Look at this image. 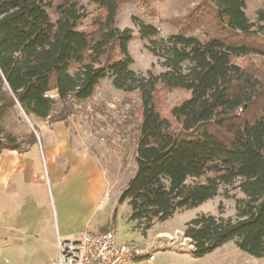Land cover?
I'll return each instance as SVG.
<instances>
[{"label":"trees","instance_id":"1","mask_svg":"<svg viewBox=\"0 0 264 264\" xmlns=\"http://www.w3.org/2000/svg\"><path fill=\"white\" fill-rule=\"evenodd\" d=\"M152 1L0 0V112L19 107L32 124L20 138L0 130V153L27 152L38 143L35 121L65 122L107 78L140 103L135 172L118 198L129 206L128 220L148 230L232 187L244 195L234 200L233 218L222 217L219 204L218 216L185 223L189 253L198 259L233 242L263 258L264 11L252 23L244 0H200L163 19L173 32L160 43L152 40L157 27L138 21L139 36L154 46L147 49L163 68L141 74L130 69L133 33L118 28V14L135 4L162 21ZM89 5L95 11L81 28ZM174 91L188 97L167 118L162 107Z\"/></svg>","mask_w":264,"mask_h":264},{"label":"rangeland","instance_id":"2","mask_svg":"<svg viewBox=\"0 0 264 264\" xmlns=\"http://www.w3.org/2000/svg\"><path fill=\"white\" fill-rule=\"evenodd\" d=\"M199 1H152L151 5L159 12L162 21H159V18L146 17L142 14L141 8L135 4H124L118 14L117 26L121 30L129 28L133 33V39L128 43V51L133 58L130 69L141 74H145L150 69L155 73L163 71L159 61L147 49L148 45L154 46L139 36L136 26L138 21L144 25L157 27L158 34L152 37V40L160 43L173 32L171 27L163 23V19L183 14ZM244 1L246 4L245 14L250 22L255 23L258 11H264V7L260 0ZM94 11V5L87 6L88 17L82 21L81 28L89 23V17ZM249 58L254 63L258 60L257 57ZM247 61L249 60H237L238 63L242 64ZM52 94V92L49 93V95ZM187 97L188 93L183 91L169 93L162 107V114L170 118V109ZM70 119L73 121V127L77 128V133L75 132L77 142L84 146L90 154V160H87L86 163L90 164L91 167L96 164L100 170L97 174L98 180H103L106 183L107 189L104 196L117 199V204L115 207H108V202H104L102 199L104 204L98 206L97 209L91 207L92 201L89 197L88 188L92 183L85 176V173L82 174L84 170L80 171L79 177L75 174V178L71 181L61 179V184L53 181L54 175L50 171L49 163L44 157L41 147L40 166L44 173L45 182L33 185L30 195L31 201L40 209L41 216L34 215L37 217L34 218L36 222L34 223L35 233L33 236H23L19 241L0 240V264H50V258L54 256L55 252L48 233L51 230L52 238H55L58 228L62 230L60 223H64L66 231L75 232V230H79L77 233L87 231L93 234L111 231L119 240L132 239L140 243L151 241L158 230H164L166 233L163 235L166 237L164 243L174 242L175 246L177 244L187 249L189 239L183 236L186 222L200 214L218 216L219 204L222 206V217H234V200L243 198L244 195L232 187H220L218 195L212 200L196 208L177 211L172 218L163 223L155 222L148 230H144L143 222L128 220L129 206L125 202L121 204L118 202L121 192L135 172L134 158L141 122L140 103L137 94L122 93L115 90L111 85V80L105 78L101 80L91 98L74 107ZM34 123L39 129L43 128V125L46 127L49 125L47 121H35ZM31 129L30 120L19 107L0 112V130L20 138ZM79 164L81 165V163ZM82 165V169H86L85 164L82 163ZM111 214L112 218H110ZM81 226L86 227L80 229ZM77 233L68 238L74 237ZM158 236L161 237L162 235ZM226 248L232 250L236 247L233 242H229L222 249ZM236 254L246 264H264V257L261 259L254 258L237 248Z\"/></svg>","mask_w":264,"mask_h":264},{"label":"crops","instance_id":"3","mask_svg":"<svg viewBox=\"0 0 264 264\" xmlns=\"http://www.w3.org/2000/svg\"><path fill=\"white\" fill-rule=\"evenodd\" d=\"M52 93V97L57 96L55 91ZM70 117L65 122H55L48 127L43 125L45 130L38 128V143L30 146L27 152L18 153L17 151L3 150L0 153V240L19 241L23 236H33L35 233L34 223L36 220L34 218L38 215L41 216V212L31 201L30 195L33 185L45 182L44 173L40 166L41 147L43 155L49 163L50 171L54 175L53 181L58 182V184H61V179L71 181L75 178V174L79 177L80 171L84 170L82 174L85 173V176L92 183L88 188L89 197L92 201L91 207L97 209L98 206L104 204L103 200L108 202V207H115L117 204V199L104 196L107 186L103 180L97 178L98 171H100L98 166L93 164L91 167L90 164L86 163L87 160H90V154L84 146L77 142V128L73 127V121ZM27 135L28 133L22 137ZM82 163L85 164L87 170L82 169ZM112 214L110 218H112ZM60 224L62 230L58 228L55 238H52L53 234L50 229L48 233L54 245L55 253L57 238L70 240L82 234V232L77 233L79 230H75V232L66 231L64 223ZM86 226H81L80 229H84ZM158 231L155 234V240L153 238L151 241L142 242L151 246L154 259L151 262L146 259L137 260L132 264H246L236 254V248L232 250L231 248L222 249L228 243L202 258L195 259L190 255L188 249L177 244L175 246L174 242L164 243L166 237L163 235L166 233L164 230ZM75 233L77 234L74 237L68 238ZM236 256L238 257L236 258Z\"/></svg>","mask_w":264,"mask_h":264},{"label":"built area","instance_id":"4","mask_svg":"<svg viewBox=\"0 0 264 264\" xmlns=\"http://www.w3.org/2000/svg\"><path fill=\"white\" fill-rule=\"evenodd\" d=\"M187 249H193L190 241ZM142 259L150 262L154 259L150 245L132 239L119 240L111 231L97 234L86 231L70 240L57 238L50 264H132Z\"/></svg>","mask_w":264,"mask_h":264}]
</instances>
